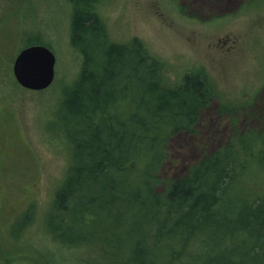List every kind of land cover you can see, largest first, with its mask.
Returning <instances> with one entry per match:
<instances>
[{
	"label": "trees",
	"instance_id": "1",
	"mask_svg": "<svg viewBox=\"0 0 264 264\" xmlns=\"http://www.w3.org/2000/svg\"><path fill=\"white\" fill-rule=\"evenodd\" d=\"M65 1L81 62L45 123L69 159L44 217L52 239L97 248L100 264H264V190L248 183L264 170V130L162 178L169 138L193 132L216 95L207 72L192 68L171 87L137 38H110L102 0ZM31 208L0 227V264L27 251Z\"/></svg>",
	"mask_w": 264,
	"mask_h": 264
},
{
	"label": "rangeland",
	"instance_id": "2",
	"mask_svg": "<svg viewBox=\"0 0 264 264\" xmlns=\"http://www.w3.org/2000/svg\"><path fill=\"white\" fill-rule=\"evenodd\" d=\"M96 11L113 41L137 38L163 63L167 85L197 67L216 91L193 132L169 138L162 178L181 177L239 136L264 130V0H102ZM70 12L65 0H0V227L33 205L19 245L27 251L15 264L101 262L97 248H65L44 225L69 164L63 141L45 123L80 68L69 45ZM30 43L56 58L54 81L43 91L22 88L12 73L15 55ZM248 183L253 192L264 190V170Z\"/></svg>",
	"mask_w": 264,
	"mask_h": 264
},
{
	"label": "water",
	"instance_id": "3",
	"mask_svg": "<svg viewBox=\"0 0 264 264\" xmlns=\"http://www.w3.org/2000/svg\"><path fill=\"white\" fill-rule=\"evenodd\" d=\"M56 58L43 45H30L17 52L12 62V73L18 85L31 91H43L55 78Z\"/></svg>",
	"mask_w": 264,
	"mask_h": 264
}]
</instances>
